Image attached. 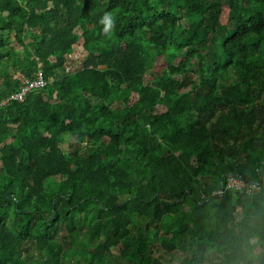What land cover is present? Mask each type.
Returning a JSON list of instances; mask_svg holds the SVG:
<instances>
[{"label":"trees","instance_id":"trees-1","mask_svg":"<svg viewBox=\"0 0 264 264\" xmlns=\"http://www.w3.org/2000/svg\"><path fill=\"white\" fill-rule=\"evenodd\" d=\"M38 71L0 105V264H264V0H0V100Z\"/></svg>","mask_w":264,"mask_h":264},{"label":"built area","instance_id":"built-area-1","mask_svg":"<svg viewBox=\"0 0 264 264\" xmlns=\"http://www.w3.org/2000/svg\"><path fill=\"white\" fill-rule=\"evenodd\" d=\"M73 70H75L73 68V65L71 64H66L65 66V71L67 73L72 72ZM47 84V81L45 80L43 73L41 71H38L36 73V76L34 78H21V84L20 87L18 89V91L10 94L9 96L3 98L0 100V105H4L7 102L11 101V100H18V101H23V99L25 98V96L34 89H39V88H43L45 85ZM227 186L228 187H236V188H242L246 186V183L237 178V177H230L227 181ZM218 192H222V190H216L215 193Z\"/></svg>","mask_w":264,"mask_h":264},{"label":"rangeland","instance_id":"rangeland-1","mask_svg":"<svg viewBox=\"0 0 264 264\" xmlns=\"http://www.w3.org/2000/svg\"><path fill=\"white\" fill-rule=\"evenodd\" d=\"M12 38H13V36L11 35V39ZM11 41L14 42V39H12ZM82 44H83V40L81 39L78 42V44L75 45V48L73 49L72 53H70V54H68L66 56L67 57V61H68L67 64L73 65V68L74 69L79 68V66L82 65L81 62L84 61L85 50H84ZM15 46L19 48V45L17 43L15 44ZM178 60H179V58H177L175 60V63H177ZM163 65H165V64L163 63ZM195 68L196 67H195L194 64H192V65L189 66V70L191 72L190 73L191 75L194 73ZM13 73H14V76L20 77V74L19 73H16L14 71H13ZM63 139H64V143L61 144V148L63 149V151L64 152H67V151L72 150V145H73L72 138L69 135H64V138ZM152 230H153V233L151 234V239L156 243V244H154V246H158L157 241L155 240V238L157 237L155 235V232L157 231V229H153L152 228ZM154 254L157 255V252H155ZM165 256H166L167 259H174V255L171 256V254H165Z\"/></svg>","mask_w":264,"mask_h":264},{"label":"clouds","instance_id":"clouds-1","mask_svg":"<svg viewBox=\"0 0 264 264\" xmlns=\"http://www.w3.org/2000/svg\"><path fill=\"white\" fill-rule=\"evenodd\" d=\"M101 23L104 24V31L105 33H109L115 26V21L113 19V17L109 14H105L104 17L101 20ZM68 63V61H67ZM66 63V64H67ZM25 78V77H24ZM21 80V79H20ZM14 93V92H13ZM12 94V93H11ZM26 97V96H25ZM24 100V99H23ZM18 101V100H16Z\"/></svg>","mask_w":264,"mask_h":264}]
</instances>
